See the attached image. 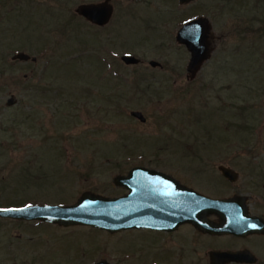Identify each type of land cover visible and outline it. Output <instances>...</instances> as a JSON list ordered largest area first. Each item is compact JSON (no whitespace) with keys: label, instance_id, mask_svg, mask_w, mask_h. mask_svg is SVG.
<instances>
[{"label":"rangeland","instance_id":"1","mask_svg":"<svg viewBox=\"0 0 264 264\" xmlns=\"http://www.w3.org/2000/svg\"><path fill=\"white\" fill-rule=\"evenodd\" d=\"M100 1L25 0L2 25L0 207L70 205L84 192L120 196L127 190L114 178L144 165L193 171L186 181L194 188L245 196L264 218V0H110V22L96 27L76 9ZM200 16L211 21L214 49L191 77L190 52L176 33ZM18 51L38 61L14 59ZM124 54L142 62L126 64ZM11 94L18 103L7 104ZM222 161L240 172L234 184L208 166ZM18 230V256L40 264L67 263L80 250L78 260L85 250L101 256L103 247L114 262L152 264L168 251L165 242L149 245L144 228L109 235L19 222ZM230 243L181 230L173 264H209L208 246ZM243 245L264 264V237Z\"/></svg>","mask_w":264,"mask_h":264},{"label":"water","instance_id":"2","mask_svg":"<svg viewBox=\"0 0 264 264\" xmlns=\"http://www.w3.org/2000/svg\"><path fill=\"white\" fill-rule=\"evenodd\" d=\"M190 1L179 0L181 4ZM76 11L92 23L106 25L112 17L114 6L110 0H104L82 3ZM213 39L211 21L204 16L187 21L178 30L177 42L185 44L191 53L187 66L191 77L210 58L214 49ZM13 58L36 60V57L26 52H18ZM122 60L126 64L141 62L131 54L123 55ZM150 64L153 67L161 66L156 60H151ZM15 102L14 96L8 99V105ZM132 115L142 122L147 120L141 111H133ZM221 170L231 181L239 177L238 172L230 167L222 166ZM114 183L128 189V192L113 197L84 192L70 205L33 204L0 208V215L66 225L89 224L110 231L141 227L174 230L181 224L192 223L203 232L214 235L264 234V218L250 213L245 196L235 194L230 197H211L183 185L172 175L145 166H135L127 175H117ZM210 257V264H229L231 261L255 263L258 260L249 250H211Z\"/></svg>","mask_w":264,"mask_h":264},{"label":"flooded vegetation","instance_id":"3","mask_svg":"<svg viewBox=\"0 0 264 264\" xmlns=\"http://www.w3.org/2000/svg\"><path fill=\"white\" fill-rule=\"evenodd\" d=\"M25 4V0H0V30L3 27L2 25L5 24L6 22H11L13 19V16H16L17 10L19 8H21L22 6H24ZM3 10H5L3 12ZM80 17H83L82 15L79 14ZM84 18V17H83ZM11 19V21H10ZM88 21V20H87ZM89 22V21H88ZM12 24V23H11ZM92 24V23H91ZM10 26V24H8ZM96 27H100L98 25L92 24ZM103 27V26H101ZM8 28V27H7ZM37 57V56H36ZM17 61V60H14ZM34 62L36 63L38 61V57L36 58V60L34 59H30L28 61L25 62ZM14 94H11V96H13ZM10 96V97H11ZM14 98L16 99V103H18V99L16 98V96L14 95ZM8 102V99H7ZM212 165H217V172L220 174L221 178L228 183H232L234 184L235 182H231L229 179L226 178V176L223 175L222 171H221V167L222 166H228L234 170H236L234 168V166L231 163H226L225 161H222L218 164H215L214 162H208V166H212ZM144 166V165H143ZM145 167H149V166H145ZM149 168H154V167H149ZM184 168V170H188L189 166L187 167H182ZM156 169H159L169 175H172L173 177H175L177 180H179L183 185L190 187V188H194L192 185H190L186 180V178L189 177H193L192 173L193 171H186L185 172H181V174L183 176L177 175L175 172H171L169 170H166V167H162V166H157ZM237 171V170H236ZM198 173V172H197ZM240 174V172H238ZM190 174L191 176H186ZM196 189V188H194ZM198 190V189H196ZM200 191V190H198ZM201 192V191H200ZM228 196V195H227ZM231 196V195H230ZM251 212V210H250ZM212 218H215L214 216ZM19 222H24L26 223V226H35V225H39L42 223H46V224H50V225H54L56 227H60L63 229H74V228H78V227H83V228H87V229H92V230H100L102 232H107V234L109 235H114L116 233L119 232H124L125 230H118V231H110L107 229H103V228H99L96 226H92L89 224H61L58 222H50V221H43V220H20L17 218H12V217H6V216H1L0 215V264H40L39 262H35L34 258H21L18 256L19 255V242L18 240V224ZM146 230V234L151 235L148 238L147 243L150 245V242L152 244H159L161 242H165L167 243L166 245V249H168V251L164 254L160 253L158 254L153 260H151L150 263L152 264H173V244L176 242V240L178 241V233L181 230H185V232H189L192 231L194 233L197 234V236H202L204 238H225L228 239V241L233 242L230 244H226L224 246H219L216 248H213L214 250H230V251H241V250H249L252 254H254L255 256L256 253L254 252L253 246H246L243 245L241 246L243 241H248L250 239H255V236L258 237H264V235H259V234H251V235H247V236H239V235H235L233 233L230 234H224V235H214V234H210V233H206L203 232L202 230L198 229L196 226H194L192 223H184L181 224L180 226H178L176 229L174 230H164V229H157V228H144ZM185 235L182 236V240H187L189 239V236L187 235V233H184ZM147 235V236H148ZM153 236L156 238L154 240ZM147 243H145V247H147ZM81 246H79V248L77 247V250H80ZM107 247H103V249H100L102 254L101 256H99V254H96L92 257V255H90L91 253H89V255L87 256V252H90L88 250H85L83 258L81 260L77 259V256L80 254V251H78L79 253L77 254V256H74L75 254L71 255L72 259L71 261L64 263V264H122L120 262H114L113 259V253L110 250L105 249ZM171 248L173 249L171 251ZM256 248V246H255ZM87 249V248H86ZM209 246L207 248L208 251V263H211V257H210V252L211 250ZM50 252V251H49ZM66 252V249L65 251ZM106 254V255H104ZM87 256V257H86ZM163 256V257H161ZM152 257V256H151ZM165 257V260H163L162 258ZM258 257V256H257ZM85 258V259H84ZM69 259V260H70ZM158 259H160L161 261H158ZM205 259V257L203 258V260ZM83 260H90L87 262H83ZM21 261V262H20ZM258 262V261H257ZM257 262L255 263H250V262H237V261H231L229 264H257ZM45 264H57V263H45ZM63 264V263H62Z\"/></svg>","mask_w":264,"mask_h":264}]
</instances>
